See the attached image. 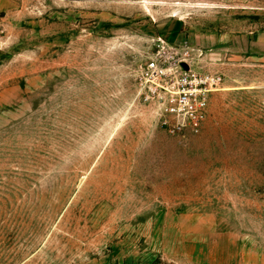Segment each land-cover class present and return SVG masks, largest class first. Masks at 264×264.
<instances>
[{
    "label": "rangeland",
    "instance_id": "rangeland-1",
    "mask_svg": "<svg viewBox=\"0 0 264 264\" xmlns=\"http://www.w3.org/2000/svg\"><path fill=\"white\" fill-rule=\"evenodd\" d=\"M156 57L222 77L199 134ZM0 264H264V0H0Z\"/></svg>",
    "mask_w": 264,
    "mask_h": 264
},
{
    "label": "built area",
    "instance_id": "built-area-1",
    "mask_svg": "<svg viewBox=\"0 0 264 264\" xmlns=\"http://www.w3.org/2000/svg\"><path fill=\"white\" fill-rule=\"evenodd\" d=\"M146 100L159 105L161 126L171 135L199 134L208 115V97L220 88V75H202L189 63L148 60L142 69Z\"/></svg>",
    "mask_w": 264,
    "mask_h": 264
}]
</instances>
